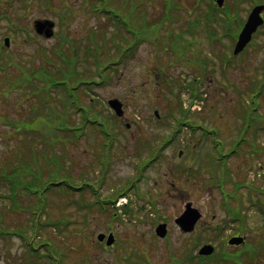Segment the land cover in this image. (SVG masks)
Segmentation results:
<instances>
[{
  "label": "rangeland",
  "instance_id": "1",
  "mask_svg": "<svg viewBox=\"0 0 264 264\" xmlns=\"http://www.w3.org/2000/svg\"><path fill=\"white\" fill-rule=\"evenodd\" d=\"M81 1L55 0L53 8L55 11L51 13L47 12L37 0H26L27 8L16 3L5 7V2H1L0 5L4 6L5 12L13 18L18 16V23L29 31L27 34L21 33L18 31L19 29H15V33L10 32L7 23L0 21L1 36L6 35L7 32L10 33L7 35L11 38L8 57L17 64L25 63L37 70L45 63L46 55H48L53 61L49 60L50 69L47 70L49 73L53 72L52 75L57 77L60 73L58 64L65 65V69L62 71L69 72L70 70V66L64 60H59L55 58V54H52V51L65 38L64 49L67 51V55H72L75 66L81 71L80 77L87 80L94 78V60L87 54V48L93 47V38L97 40L101 33H105L109 47L108 52L115 54V45L110 40L114 27L105 21V17L95 18L91 16L93 14L91 11L82 9ZM210 1L113 0V4L117 7L118 3L122 2L124 16L126 14L127 17L131 16L130 10L139 15L137 17L138 24L143 32L144 41L135 55L128 60L129 62L126 61L127 64L121 65L111 75L110 83L97 88L96 93L94 92L95 95H91V92L84 95L81 90L76 93L81 102L86 105L91 103V98H97L99 102L93 101L94 107L103 111L107 116L110 115V111L105 106L106 98H118L123 103V117L116 118V122L111 120L115 124V141L117 143L111 149V160L105 174L106 184L101 188L97 187L100 196L109 195L111 190L124 186L128 184L127 180L135 178L140 165H144L153 156L151 148L157 147L160 140L170 135L169 127H167L168 124L173 123L169 116L170 111H175L178 108L176 111L178 113L181 105L182 109H185L188 103L194 104L191 93L182 89V86L173 87L169 82L172 79L173 84L182 83L185 77L188 79L190 76L187 72L191 65L197 64L201 69H204L205 66L199 64L200 58L209 62L208 70L207 72L199 70L203 85L197 86L199 87L197 94L201 95V98L196 99L197 106L188 117L202 122L208 127H215L219 132L218 139L225 144L224 151L229 148L232 139L239 131L243 110H246L247 117L252 114L254 122L258 117L257 114L264 111V91L259 98L254 97L251 91L257 81L264 79V26L255 36L253 42L241 54L233 57L231 46L234 42L224 35L220 21H216L214 15V21L211 20V24L206 22L205 12H209L208 3ZM168 2L173 3L176 8L170 3L165 4ZM65 4L70 5L72 16L69 20L61 21L60 14H63L64 11L61 8ZM223 4L222 8L228 6L227 0H224ZM252 6V0H239L237 4H229L230 8L238 10L236 17L243 19L246 18ZM166 8H171L168 11L170 17L165 21H160ZM37 19H48L54 22V34L50 38L35 34L33 24ZM123 20L127 21V18ZM203 23L207 24L211 32L218 31L221 40L209 42ZM190 25H193L194 34L189 31ZM89 29L96 30L97 37H95V33L93 38L88 35ZM169 31L183 36V41L180 44H183L184 40L187 41L188 38L190 40L194 35L196 44L187 50V57L183 58L182 55L179 58L174 57L171 51L174 41L176 40L175 43L179 44V39L174 40V36ZM116 42L118 43V38ZM70 43L76 44L79 51L74 49V52H68ZM223 58H227V61H224ZM187 61L188 65L184 64ZM14 68L16 66L12 65L7 69V73L10 74L8 79L0 74V175L10 174V168L13 165L27 164L29 160L31 161L34 151L30 147L34 141L36 142V151L40 155L36 157V165L33 163L35 155L33 156L30 163L32 168H39L43 171L45 165H42L40 157L55 154L63 158V169L71 174L77 185L83 183L80 178L84 173H88L94 183L98 174V161L101 157L100 142L103 141V138L95 128H88L87 134L79 138L77 142L64 137L57 139L54 147H47L43 140H46L48 145L49 140L58 137L54 134V128L61 120L60 110L64 111V108L60 102L65 98L62 93L53 95L54 100L48 99L44 105L42 99H38L37 91L31 93L28 86L22 87L19 84L17 74L22 71H16ZM18 85L22 89L19 90ZM44 92L45 95L48 94V91ZM174 92L178 94V99L172 96ZM1 94H5L6 97ZM29 99L31 100L29 101ZM259 99L262 101L263 107ZM66 110L68 111V123L72 124V121H77L73 110L70 107ZM154 111L159 113V118H163H161V122L155 120L152 114ZM6 119L9 120L6 121ZM9 122H16V126L25 122L27 126H30L29 132L32 135H24L26 132L23 131V125L16 132L17 134L9 137V133H14L13 127L8 125ZM197 134L199 132L194 137L188 129H181L179 133L175 134L165 157L148 162L147 166L142 168L144 171L137 185L142 184L144 190L151 191L157 207L153 206L149 210V205L145 204L143 211L149 216L148 219H141L139 214L142 221L139 219L136 220V223L131 221L130 225L126 223L127 220L120 224L115 221L111 222L108 215H101L95 209L92 210L90 218L86 219L85 209L78 207L76 202L79 203L80 198L92 200L91 196L88 193L64 194L63 186H58L57 190L61 191L60 193L57 190L50 192L46 205H44V211L38 219L35 217L36 214H33V211H37L32 204L33 197L24 196L25 193L20 196L17 193L15 197L18 200V206L14 207L8 200L10 196V187L7 186L9 180L6 179L4 182L0 178V232H3V236L0 235V264H47V261L48 264L53 261L55 264H130L131 261L137 260L136 264H144L141 257L151 264H200L198 258L188 261V252L185 250L192 243L191 238L201 233L200 223L205 221L208 224L226 225L227 221L221 208L220 192L210 185L213 183L215 175L207 172L212 168L214 171L217 169L215 158L212 156V152H210L212 150L207 142L196 141L199 138ZM247 136L251 137V140L254 139L256 143L260 142L264 145L263 133L250 131ZM248 141H250L249 138ZM197 142L200 144H196ZM244 149L243 141L239 145L238 151L241 153ZM244 156V154H235L229 161L228 168L231 170V174L227 184L228 191L234 189L233 183L236 181L242 183L250 181L244 175V173L246 174ZM247 158L252 159L253 166L257 164V160L253 159L251 155H247ZM185 170L190 171L187 173ZM256 171L261 174V169ZM46 174L48 173L46 172ZM257 177L259 176H255L254 179ZM61 178H64L63 174H61ZM65 180L67 183L72 181L71 178H65ZM91 180H89L90 184H92ZM85 182L88 183L86 179H84ZM254 184L257 189H261L260 180L254 181ZM238 195L243 196L246 201L247 192L244 188L239 189ZM133 200L135 201L134 197ZM188 202L198 209L201 219L191 233H184L174 223V219L182 214ZM82 204L81 201L80 205ZM138 204H143V202L140 201ZM135 206L137 205L135 204ZM149 211H151L150 214ZM61 219L63 222H66L67 219L69 225L43 228L40 232L39 230L35 231L36 227L39 228L36 220L45 223ZM159 221L167 223L168 236L166 239L153 236L155 224ZM249 222L253 228V233L248 235L249 242L258 245L259 239H264V225L254 211H251ZM230 228L231 225L227 230ZM110 230L115 233L120 244L104 249L96 242L95 235L97 232L108 233ZM17 232H20L27 240L17 235ZM192 233L193 235H191ZM31 239L35 244L49 240L64 255L60 259V254L54 252L49 245L48 252L53 259L44 257L38 262L33 261L32 257H27L28 255L32 256L31 251L27 253L30 248L28 243ZM214 243L217 246L219 242ZM258 250L262 252L259 247ZM125 255L129 256V259ZM123 258L127 260L125 261ZM210 264L216 263L211 262ZM257 264H264V256L259 259Z\"/></svg>",
  "mask_w": 264,
  "mask_h": 264
},
{
  "label": "trees",
  "instance_id": "2",
  "mask_svg": "<svg viewBox=\"0 0 264 264\" xmlns=\"http://www.w3.org/2000/svg\"><path fill=\"white\" fill-rule=\"evenodd\" d=\"M46 1V8L45 9H47L49 12H50V10H49V8H48V3L50 2V0H45ZM112 1V0H111ZM239 0H228L227 1V5L228 6H226V7H224L223 9H222V11H223V16L222 17H220V19H221V26H222V30L224 31V32H226V34H228V35H231V38L232 37H234V35H235V33H236V30L238 31L239 29V27H241V25H242V23H243V20H240V18H238V20H237V14H238V10L237 9H235V8H230L229 7V4H231V3H236L237 4V2H238ZM260 2H264V0H259ZM107 2H109V0H82L81 1V3H83V4H86V6H87V8L86 7H84V5L82 4V9H89L93 14L91 15V16H93V17H95V18H99V15H94V14H100V15H106L109 19H112V20H114V19H117V17H118V15L117 14H113V16L111 15L113 12L111 11V10H109L108 9V6L107 7H105L106 6V4H107ZM25 3V2H24ZM89 3H94V6H90V4ZM212 2L210 1L208 4H211ZM68 5V4H67ZM65 5L64 7L66 8V9H68V12H69V14H71L70 13V9H71V7H69L70 5ZM110 5H111V7H113V8H116V9H118V10H121V7L120 6H115V5H113V1L110 3ZM215 8L213 7V6H211L210 7V11L208 12V14H207V23H210L211 21V17L210 16H214L215 14H214V12H213V10H214ZM54 10H52L51 12H53ZM50 12V13H51ZM235 13H236V16H235ZM234 15V16H233ZM69 17V16H68ZM165 15L162 17V19H165ZM236 17V18H235ZM64 18H66V16H64ZM63 18V19H64ZM60 19H62V16L60 17ZM62 19V20H63ZM8 26L9 27H11V26H14V28L15 27H21L20 26V24H18V23H8ZM13 28V29H14ZM91 29H94V28H91ZM91 29H89V33L88 34H90V35H93L94 36V33H95V37H97V32H96V30L95 31H92ZM119 29V28H118ZM126 31H127V33H129L130 35H133V33L130 31V30H128V29H126ZM216 33L215 32H213V33H210V38L211 39H213L214 37H216ZM100 37L101 38H103V37H105V34L104 33H101L100 34ZM119 38L121 41H123L124 42V40H125V37H123L122 36V34L121 33H117L116 31H113V33H112V36L110 37V40H111V42H113L114 44H115V41H116V38ZM99 39V41H100V38H98ZM94 41H96L97 42V40H95V38L93 39ZM95 42V44H98V43H96ZM107 45V43H104V46H106ZM133 46H135V44L134 45H132L130 48L129 47H126V48H122V45H120V44H118V48L120 49V52H122L123 53V56H126L127 55V52H129V51H131L132 50V48H133ZM107 49H109V47H107ZM55 51V50H54ZM122 56V57H123ZM49 60H50V57L48 56V55H46V61H45V63H47V62H49ZM45 63L41 66L42 68L43 67H45ZM4 65L5 66H10V63H9V61L7 60L5 63H4ZM27 67L26 65H23V64H21V66L20 67ZM48 67V66H47ZM21 164V163H20ZM23 168H26V166H21L20 167V165H17V169H20L17 173H18V175L19 176H21V173H22V169ZM5 178H7L6 176H4V179ZM17 190H18V187L17 186H11V194H16V192H17Z\"/></svg>",
  "mask_w": 264,
  "mask_h": 264
},
{
  "label": "water",
  "instance_id": "3",
  "mask_svg": "<svg viewBox=\"0 0 264 264\" xmlns=\"http://www.w3.org/2000/svg\"><path fill=\"white\" fill-rule=\"evenodd\" d=\"M218 4L222 3V0H217ZM264 9V6L259 5L253 8L251 13L249 14L246 23L244 24L239 36L238 40L234 49V53L240 52L245 45L250 41L252 34L257 30V28L263 24V18L261 17V11ZM45 26H48L49 30L46 31V36H50L52 34L50 28L53 26L52 23H41L37 22L36 24V30L37 32L41 33L43 28ZM6 43H8V40L6 39ZM117 112L118 115L122 114L121 106L118 104L117 101H111L110 102ZM196 218H194L192 221H195ZM187 224H184V227H187ZM164 225L159 226V229L157 230L158 233L163 236L165 234ZM212 249L210 247H204L200 253H210Z\"/></svg>",
  "mask_w": 264,
  "mask_h": 264
},
{
  "label": "flooded vegetation",
  "instance_id": "4",
  "mask_svg": "<svg viewBox=\"0 0 264 264\" xmlns=\"http://www.w3.org/2000/svg\"><path fill=\"white\" fill-rule=\"evenodd\" d=\"M238 234V233H237Z\"/></svg>",
  "mask_w": 264,
  "mask_h": 264
}]
</instances>
